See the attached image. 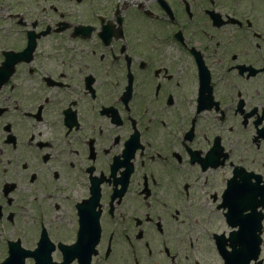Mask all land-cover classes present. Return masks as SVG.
<instances>
[{"label":"flooded vegetation","instance_id":"af4514ba","mask_svg":"<svg viewBox=\"0 0 264 264\" xmlns=\"http://www.w3.org/2000/svg\"><path fill=\"white\" fill-rule=\"evenodd\" d=\"M7 257L264 264V0H0Z\"/></svg>","mask_w":264,"mask_h":264}]
</instances>
